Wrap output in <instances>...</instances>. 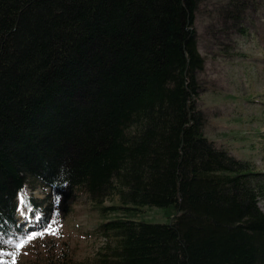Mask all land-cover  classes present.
I'll return each mask as SVG.
<instances>
[{
    "label": "trees",
    "instance_id": "16d2710c",
    "mask_svg": "<svg viewBox=\"0 0 264 264\" xmlns=\"http://www.w3.org/2000/svg\"><path fill=\"white\" fill-rule=\"evenodd\" d=\"M198 1L0 0V256L29 184L122 213L92 260L41 264H264V173L202 131Z\"/></svg>",
    "mask_w": 264,
    "mask_h": 264
},
{
    "label": "rangeland",
    "instance_id": "374dc122",
    "mask_svg": "<svg viewBox=\"0 0 264 264\" xmlns=\"http://www.w3.org/2000/svg\"><path fill=\"white\" fill-rule=\"evenodd\" d=\"M193 29L204 61L197 73L200 89L196 100L204 118L203 134L236 158L247 160L252 171L264 173V0H199ZM49 191L25 184L16 214L25 230L21 237L48 227L49 222L58 229L57 234L46 232L21 248L12 244L0 256V264L63 261L66 254L76 262L90 261L107 242L97 231L98 224L122 215L118 210L102 214L80 187L69 198L48 196ZM28 197L35 200L33 209L26 202ZM103 204L118 205L119 200L112 196ZM257 204L264 212V196ZM37 211L50 216L44 226L37 222ZM169 214L172 211L144 206L132 217L166 223Z\"/></svg>",
    "mask_w": 264,
    "mask_h": 264
},
{
    "label": "snow or ice",
    "instance_id": "6c2138e0",
    "mask_svg": "<svg viewBox=\"0 0 264 264\" xmlns=\"http://www.w3.org/2000/svg\"><path fill=\"white\" fill-rule=\"evenodd\" d=\"M21 203H24L23 197L21 198ZM37 216H39V213H37ZM52 222H49V226L46 228H43L39 231H32L27 233L25 236L21 237L19 239L18 242H15V246L16 248H21L24 244H26L29 240L37 237V236H42L44 235L46 232L49 234H57L58 229L53 228L52 226ZM2 251V250H0ZM13 257L16 255L15 252L12 253Z\"/></svg>",
    "mask_w": 264,
    "mask_h": 264
}]
</instances>
